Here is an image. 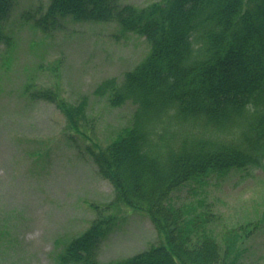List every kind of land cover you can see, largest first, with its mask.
Returning a JSON list of instances; mask_svg holds the SVG:
<instances>
[{"label":"trees","instance_id":"1","mask_svg":"<svg viewBox=\"0 0 264 264\" xmlns=\"http://www.w3.org/2000/svg\"><path fill=\"white\" fill-rule=\"evenodd\" d=\"M16 1L0 0V43H9L2 28ZM64 17L114 22L149 45L120 83L107 79L95 90L111 107L133 104L131 126L104 149L87 151L114 189L105 210L123 204L147 213L163 242L111 264H238L228 263L226 241L192 237L180 209L167 201L208 172L264 166V0H161L142 8L119 0H50L45 11L22 14L44 33ZM25 93L54 103L68 128L89 138L80 130L86 99L71 106L52 90L26 86ZM93 207L96 218L65 245L61 263L99 264L116 217Z\"/></svg>","mask_w":264,"mask_h":264},{"label":"rangeland","instance_id":"2","mask_svg":"<svg viewBox=\"0 0 264 264\" xmlns=\"http://www.w3.org/2000/svg\"><path fill=\"white\" fill-rule=\"evenodd\" d=\"M159 1L119 0L138 8ZM49 3L17 0L2 28L9 43H0V264H63L65 245L96 218L93 206L116 217L97 254L99 264H111L163 242L147 213L123 204L105 210L114 189L87 151L104 149L131 126L136 107H111L95 90L107 79L120 83L149 45L114 22L64 17L44 33L22 18ZM26 86L52 90L71 106L86 99L80 130L89 138L72 132L54 103L30 99ZM167 202L192 237L230 244L228 263L264 264V166L208 172Z\"/></svg>","mask_w":264,"mask_h":264}]
</instances>
